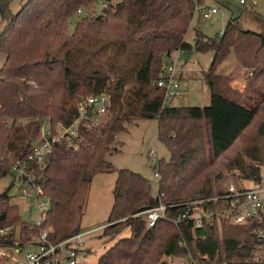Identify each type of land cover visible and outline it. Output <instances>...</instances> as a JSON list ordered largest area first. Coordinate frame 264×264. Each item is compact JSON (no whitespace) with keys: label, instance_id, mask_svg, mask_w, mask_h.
I'll list each match as a JSON object with an SVG mask.
<instances>
[{"label":"trees","instance_id":"1","mask_svg":"<svg viewBox=\"0 0 264 264\" xmlns=\"http://www.w3.org/2000/svg\"><path fill=\"white\" fill-rule=\"evenodd\" d=\"M101 1L27 0L13 13L11 0H0L5 21L0 31V177L14 176L13 166L21 160L50 199L47 218L37 225L22 218L9 189L0 193V229L10 228L0 234V246L27 242L48 227L53 228V241L80 231L77 226L61 234L79 185L98 173L116 171L111 224L104 234L114 239L126 228L130 232L116 239L95 264H164V254L187 251L207 254L201 264H255L247 261L257 242L251 223L223 222L192 232L189 224L170 220L181 207L167 209V218L152 227L136 214L159 200L169 204L220 190L221 184L214 188L213 183L221 178H212L210 167L239 142L240 150L226 166L259 181L264 162V32L243 29L237 17H229L215 37L194 28L191 43L186 34L195 7L215 0H105L108 7L96 12ZM81 8L87 14H80L70 32L69 23ZM191 48L213 52L203 71L210 100L205 105H165L163 91L154 83L163 57ZM231 49L253 67L241 89L222 86L228 78L216 72ZM100 53L106 56L108 72L99 67ZM103 91L112 98L104 122L87 126L91 117L83 118L78 135L70 138L73 145L67 139L56 142L43 167L29 160L42 126L48 124L56 133L57 125L73 124L80 117L79 100ZM135 117L157 119V139L168 151L158 159L156 194L148 177L116 169L108 159L117 149L118 133ZM252 126L253 136L247 135ZM180 236L186 246L178 244Z\"/></svg>","mask_w":264,"mask_h":264},{"label":"built area","instance_id":"2","mask_svg":"<svg viewBox=\"0 0 264 264\" xmlns=\"http://www.w3.org/2000/svg\"><path fill=\"white\" fill-rule=\"evenodd\" d=\"M245 2V0H238L240 4ZM99 5L101 10L108 7L105 0H102ZM195 11L199 12L203 18H208L217 13L218 7L197 5ZM78 13L87 14V11L81 8ZM177 57V53H172L169 57L163 58L158 77L154 80V83L163 91L162 101L165 105H170L172 99L182 93V86L186 83L185 79L178 74L180 68L176 66ZM111 102V94L108 91L88 95L79 100L80 117L73 124L57 125L56 133L52 132L48 124L42 126L41 137L34 142L29 160L43 167L56 142L67 139L69 145H73L70 138L78 135V125L83 118H88V111H91V123L88 125L86 123V125H97L100 123V118L108 112ZM148 157L154 168V176L158 180L159 175L156 168L159 157L153 149L148 151ZM13 174L14 180L19 181L18 186L22 196L28 203L37 205L40 217L35 223L41 225L47 218L49 197L43 194V188L35 180L33 171L27 170L25 163L21 160L14 164ZM244 179L248 180L237 173L225 180L227 183L222 182L220 190H216L211 195L202 197L195 195L192 198L169 204L159 200L153 207L136 215H142L146 225L152 227L157 220L167 218V209L181 207L179 213L170 220L176 225L189 224L192 232L207 226L220 227L223 222L240 226L251 223L250 232L257 238V242L252 245L250 260L247 261L264 264V162L260 166L258 182L249 180L252 184L245 186L242 182ZM160 196L159 194L158 198ZM126 219L122 218L120 221ZM110 224L107 222L100 227L82 229L58 241L51 239L52 228L48 227L27 242L14 240L8 246H0V264H79L91 235L98 230H104ZM9 231L10 228H1L0 234L6 235ZM178 244L186 246L183 236L178 238ZM207 258V254L200 252L193 254L187 251L184 255L164 254L162 261L164 264H201V260Z\"/></svg>","mask_w":264,"mask_h":264},{"label":"rangeland","instance_id":"3","mask_svg":"<svg viewBox=\"0 0 264 264\" xmlns=\"http://www.w3.org/2000/svg\"><path fill=\"white\" fill-rule=\"evenodd\" d=\"M27 0H11L9 8L13 13H16ZM118 1V0H116ZM244 4L238 3V0H215L210 2L212 6L218 7L215 14L208 18H203L195 12L191 22L186 38L192 43L193 38L191 34L194 28H199L200 31L208 37H215L219 35L220 31L224 29L229 17H237L239 25L243 29H251L254 31L264 32V0H245ZM96 12L101 11V6L96 5L94 8ZM80 18V14H76L70 21V29L74 31L75 25ZM192 23V24H191ZM5 21L0 14V31L3 30ZM236 36V35H235ZM178 57L176 59V66L181 69L186 65L183 79L185 84L182 86L183 92L187 88V94L183 97L177 96L173 99V103L188 104V105H205L210 99V87L204 77L205 71L212 58L213 52L211 50L200 52L194 48L175 51ZM100 53L98 59L100 68L109 71L106 56ZM99 55V54H97ZM4 54L0 52V63ZM165 58V57H163ZM82 62V61H80ZM98 64V65H99ZM180 71V70H179ZM183 71V70H182ZM216 71L228 78L222 86L228 85L231 88H243L246 79L251 75L253 67L246 66L244 62L240 61L233 49L227 53L224 58L217 64ZM263 116V112H260ZM106 115L100 118V122H104ZM255 126L251 127L249 134L253 136ZM117 149L111 152L108 156L109 161L116 169L129 168L140 172L151 180L153 193H157V179L154 176L153 165L148 157V151L153 149L156 156L167 157L168 151L157 139V119L135 117L126 124V130L118 133L116 137ZM242 143H236L235 146L228 148L210 167L212 178L219 176L220 181L213 183L214 188L227 180L229 177L237 174L235 169H229L227 162L240 150ZM246 162H251L245 158ZM117 178L116 171L102 172L94 176L89 183H81L77 189L75 198L67 214L66 220L62 226L61 234H68L73 229L79 226L81 229L96 228L108 222L110 212L114 202L113 190ZM18 180H14L12 174H7L0 177V193L9 189L12 195V201L19 205L22 218L36 222L40 213L35 203H28L26 198L22 196ZM245 186L251 185V181L242 180ZM224 183H227L225 181ZM52 228V227H51ZM53 229V228H52ZM130 232L128 228L124 229L116 238L108 239L104 234V230H98L92 234L87 244L91 246L88 249V254L80 257V264H95L98 262L100 255L121 235H126Z\"/></svg>","mask_w":264,"mask_h":264},{"label":"crops","instance_id":"4","mask_svg":"<svg viewBox=\"0 0 264 264\" xmlns=\"http://www.w3.org/2000/svg\"><path fill=\"white\" fill-rule=\"evenodd\" d=\"M210 5H211V4H210ZM198 13H199V12H198ZM199 15H200V13H199V14H197V13L195 14V16H198V17H199ZM195 16H194V17H195ZM200 16H201V15H200ZM191 24H192V23H191ZM195 28H196V27H195ZM197 29H199V28H197ZM246 29H247V28H246ZM69 30H70V32H72L71 29H70V25H69ZM222 30H223V29H222ZM249 30H251V29H249ZM252 31H254V30H252ZM255 32H260V31L257 30V31H255ZM191 36L194 37V32L191 34ZM186 40H187L188 42H190L187 38H186ZM184 61H185V60H184ZM184 61H183V67H181V69H180V71H179V73H178L179 76H181V77H183V75H184L183 73H185V70H186V69H185V68H186V65H184V64H185ZM184 67H185V68H184ZM182 70H183V71H182ZM216 72H218V71H216ZM186 92H187V88L184 90V92L182 91V93H181L180 95H178V96H181V97L183 96V97H184V96L187 94ZM176 97H177V96H176ZM174 98H175V97H174ZM174 98H173V99H174ZM173 99H172V101H171V104H173V105H183V104H184V103H180V104H179V103H178V104L173 103ZM209 100H210V99H209ZM80 230H82V229H80ZM90 247H91V246H89V245L87 244L84 255H87V254H88V249H89ZM84 255H83V256H84Z\"/></svg>","mask_w":264,"mask_h":264},{"label":"water","instance_id":"5","mask_svg":"<svg viewBox=\"0 0 264 264\" xmlns=\"http://www.w3.org/2000/svg\"><path fill=\"white\" fill-rule=\"evenodd\" d=\"M90 115H91V111H88V112H87V116H90Z\"/></svg>","mask_w":264,"mask_h":264}]
</instances>
